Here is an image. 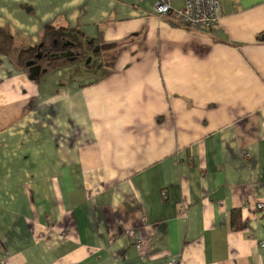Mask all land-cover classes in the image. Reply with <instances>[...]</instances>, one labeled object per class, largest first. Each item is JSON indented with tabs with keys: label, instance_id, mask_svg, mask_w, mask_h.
Here are the masks:
<instances>
[{
	"label": "crops",
	"instance_id": "0c3cea01",
	"mask_svg": "<svg viewBox=\"0 0 264 264\" xmlns=\"http://www.w3.org/2000/svg\"><path fill=\"white\" fill-rule=\"evenodd\" d=\"M153 3L0 0V264H264V0ZM46 25L94 48L30 79Z\"/></svg>",
	"mask_w": 264,
	"mask_h": 264
},
{
	"label": "trees",
	"instance_id": "16d2710c",
	"mask_svg": "<svg viewBox=\"0 0 264 264\" xmlns=\"http://www.w3.org/2000/svg\"><path fill=\"white\" fill-rule=\"evenodd\" d=\"M73 31L46 25L39 41V44H43L40 48L43 55L37 60V63L41 65L47 63V65L51 66L53 62L65 59L63 57L58 59L49 58V55L50 53L60 52L63 49L62 44L67 43V41L73 43L78 48L79 53L76 55V58L78 61L82 60L85 54L91 51L94 46L92 42L80 40L78 35L74 34ZM261 34H263L262 37L264 38V33ZM39 44L21 49L17 55V63L28 70V67L25 65L26 61L34 58ZM14 49H16V43L10 29L7 26H0V51L10 53Z\"/></svg>",
	"mask_w": 264,
	"mask_h": 264
},
{
	"label": "built area",
	"instance_id": "2783aa9c",
	"mask_svg": "<svg viewBox=\"0 0 264 264\" xmlns=\"http://www.w3.org/2000/svg\"><path fill=\"white\" fill-rule=\"evenodd\" d=\"M174 0H154L153 10L159 15L171 14L175 16L179 22L193 29L211 28L218 24L221 16V0H180V7H172L171 2ZM242 157H247L248 153L240 152ZM262 207L261 203L257 204ZM124 236L138 246L141 240L136 236V228L130 227L123 231ZM170 264H175V260H171Z\"/></svg>",
	"mask_w": 264,
	"mask_h": 264
},
{
	"label": "water",
	"instance_id": "95a60500",
	"mask_svg": "<svg viewBox=\"0 0 264 264\" xmlns=\"http://www.w3.org/2000/svg\"><path fill=\"white\" fill-rule=\"evenodd\" d=\"M42 45H43L42 43L39 44L38 50H37L36 54L34 55V58L26 61L25 65L28 67V73H29L30 79H35L36 77H38L40 75L41 72L46 71V68L42 67L41 64L37 63V60L40 59L43 55L42 51L40 50ZM60 57L66 58L68 60H73V59H75L76 56L72 50L64 51V52H62V51L54 52V53H50V55H49V58L58 59Z\"/></svg>",
	"mask_w": 264,
	"mask_h": 264
},
{
	"label": "flooded vegetation",
	"instance_id": "af4514ba",
	"mask_svg": "<svg viewBox=\"0 0 264 264\" xmlns=\"http://www.w3.org/2000/svg\"><path fill=\"white\" fill-rule=\"evenodd\" d=\"M62 47H63V49L61 50L62 52L72 50L75 55H77L79 53L78 48L71 42L70 43H63Z\"/></svg>",
	"mask_w": 264,
	"mask_h": 264
},
{
	"label": "rangeland",
	"instance_id": "374dc122",
	"mask_svg": "<svg viewBox=\"0 0 264 264\" xmlns=\"http://www.w3.org/2000/svg\"><path fill=\"white\" fill-rule=\"evenodd\" d=\"M89 57H92V59L94 58V55H89ZM85 58H87V56L85 55ZM259 203H261L262 204V202H259ZM257 207H258V205H257ZM259 208V207H258ZM261 208V207H260Z\"/></svg>",
	"mask_w": 264,
	"mask_h": 264
}]
</instances>
